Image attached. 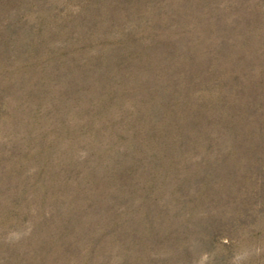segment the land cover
<instances>
[{
	"label": "rangeland",
	"instance_id": "rangeland-1",
	"mask_svg": "<svg viewBox=\"0 0 264 264\" xmlns=\"http://www.w3.org/2000/svg\"><path fill=\"white\" fill-rule=\"evenodd\" d=\"M0 264H264V0H0Z\"/></svg>",
	"mask_w": 264,
	"mask_h": 264
}]
</instances>
